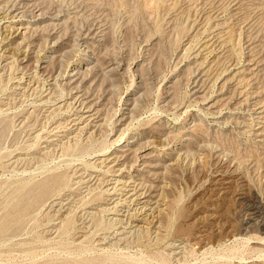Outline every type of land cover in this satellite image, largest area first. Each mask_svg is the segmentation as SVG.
I'll list each match as a JSON object with an SVG mask.
<instances>
[{"label": "rangeland", "instance_id": "374dc122", "mask_svg": "<svg viewBox=\"0 0 264 264\" xmlns=\"http://www.w3.org/2000/svg\"><path fill=\"white\" fill-rule=\"evenodd\" d=\"M0 218V264H264V0H0Z\"/></svg>", "mask_w": 264, "mask_h": 264}, {"label": "bare ground", "instance_id": "6f19581e", "mask_svg": "<svg viewBox=\"0 0 264 264\" xmlns=\"http://www.w3.org/2000/svg\"><path fill=\"white\" fill-rule=\"evenodd\" d=\"M14 16V15H13ZM21 28V27H20ZM26 30V29H25ZM23 37V36H22ZM21 42V41H20ZM23 50V49H22ZM55 50V49H54ZM25 51V50H24ZM24 54V53H23ZM24 56V55H23ZM19 57V56H18ZM17 57V58H18ZM47 58V57H46ZM49 60V59H48ZM82 66V65H81ZM76 68V67H75ZM76 73V72H75ZM77 73H78V71H77ZM22 76V75H21ZM29 79V78H28ZM78 83H79V81H78ZM78 95V94H77ZM76 99V98H75ZM60 106V105H59ZM90 115V114H89ZM88 116V115H87ZM79 117V116H78ZM84 117V116H83ZM81 118V117H80ZM90 118V117H89ZM86 120V119H85ZM83 121V120H82ZM22 122V121H21ZM87 122V121H86ZM85 124V123H84ZM88 124V123H87ZM47 146V145H46ZM210 147V146H209ZM137 148H139V147H137ZM138 151V150H137ZM171 153V152H170ZM172 156H173V154H172ZM31 157V156H30ZM178 156H176V158H177ZM136 158V157H135ZM174 158H175V156H174ZM16 159V158H15ZM36 159V158H35ZM104 158H102V160H103ZM106 161V160H105ZM36 162V161H35ZM100 162H102V161H100ZM114 163H115V160H114ZM132 163H135V162H132ZM170 163V162H169ZM168 163V164H169ZM174 163V162H173ZM176 163H178V162H175V165H176ZM170 164H172V163H170ZM118 165V164H117ZM130 165V164H129ZM133 164H131V166H132ZM178 165V164H177ZM232 165V164H231ZM119 166V165H118ZM117 166V167H118ZM123 166H126V165H123ZM130 167V166H129ZM171 168H172V166H170ZM175 167V166H174ZM177 167V166H176ZM122 168V167H121ZM125 168V167H124ZM169 168V167H168ZM173 169V168H172ZM117 170V169H116ZM79 173V172H78ZM60 176H61V174H59ZM97 175H95V177H96ZM91 177V176H90ZM98 177V176H97ZM122 177V176H121ZM121 177H120V179H121ZM112 178V177H111ZM110 178V179H111ZM45 179V178H44ZM114 180H112L110 183H112L113 185L111 186V188L112 189H115V188H117V185L119 184V185H121V186H119V189H122V190H126L125 192L127 193V194H129L128 196H134L135 198H140L141 196H142V194H143V192H138V190H136V186H134V187H129L130 185L128 184V182L127 181H122V180H120V179H118V178H113ZM129 179H130V177H129ZM64 180V179H63ZM62 180V181H63ZM100 180V179H99ZM131 180H132V178H131ZM57 181H59V179L57 178V177H50V178H48V179H46V180H44L43 182H40L41 184L39 185V186H37L39 189H38V191H36L37 193L35 194V197H37V196H39V195H41L42 193H44L45 191H47V188L48 187H50L52 184L54 185V183H56ZM85 181V180H84ZM89 181H91L90 179L89 180H86L85 182L86 183H88V188L90 189V186H92L93 184H91ZM132 182V181H131ZM134 182V181H133ZM37 183V182H36ZM92 183H93V181H92ZM135 183V182H134ZM60 184V182L58 183V185ZM131 184V183H130ZM22 185H24V183L22 184ZM35 185V184H34ZM52 185V186H53ZM56 185H57V183H56ZM86 185V184H85ZM108 185V184H107ZM129 185V186H128ZM133 185H136V183L135 184H133ZM52 186H51V189H52ZM55 186V185H54ZM53 186V187H54ZM84 186V185H83ZM20 187V186H19ZM28 187V186H27ZM31 187V186H30ZM110 187V186H109ZM33 188L34 187H32V189L31 190H33ZM19 189V188H18ZM29 189V188H28ZM24 190H26V189H24ZM37 190V189H36ZM54 190V189H53ZM121 190V191H122ZM18 191V190H17ZM22 191V190H21ZM28 191H30V190H28ZM50 191H52V190H50ZM31 192V191H30ZM34 192V191H33ZM18 193V192H17ZM17 193H16V195H17ZM32 193V192H31ZM35 193V192H34ZM19 194H21V192L19 193ZM23 194V193H22ZM47 194V193H46ZM30 196H32L31 194H29ZM28 195V196H29ZM14 196H15V194H14ZM24 196H26V195H24ZM30 196H29V199H30ZM44 196H45V194H44ZM43 196V197H44ZM16 198V197H15ZM21 198V197H20ZM19 197H18V199H20ZM23 198H27V196L26 197H23ZM33 198H34V196H33ZM28 199V198H27ZM26 199V200H27ZM42 199V198H41ZM13 202H14V200L13 199H11ZM31 200H33V199H31ZM130 200V199H129ZM22 199H21V202L19 201V203L18 204H23L22 203ZM25 201V200H24ZM81 201V200H80ZM114 201V200H113ZM12 202V203H13ZM28 202H30V201H28ZM27 202V203H28ZM37 202V201H36ZM116 202H117V200H116ZM25 203H26V201H25ZM25 203L23 204V205H25ZM26 203V204H27ZM118 203V202H117ZM8 204H10L9 202H8ZM15 203H13V205H14ZM29 204H33V203H29ZM57 205L58 204V206L60 207V209H62L63 207L64 208H67V207H65V205L67 204V202H65L64 204H63V202L62 201H60V202H54L52 205ZM12 205V206H13ZM146 205V204H145ZM144 205V206H145ZM249 205V204H248ZM255 205V204H254ZM22 206V205H21ZM20 206V207H21ZM29 205H27L25 208H27ZM68 206V205H67ZM109 206V205H108ZM15 207V206H14ZM18 207V206H17ZM63 208V209H64ZM68 209V208H67ZM255 209V208H254ZM65 210V209H64ZM64 212V211H63ZM66 212V211H65ZM139 213V212H138ZM9 214V213H8ZM5 216V215H4ZM3 216V217H4ZM64 217V216H63ZM2 218V217H1ZM0 218V219H1ZM3 219H5L6 220V218H3ZM9 219V218H8ZM12 219V218H11ZM2 220V219H1ZM6 222H7V220H6ZM4 223L5 222H3V223H1V225H4ZM6 224V223H5ZM1 225H0V227H1ZM7 225H9V220H8V224ZM158 226V225H157ZM5 227V226H4ZM5 229V228H4ZM115 232V231H114ZM125 232V231H124ZM118 234H124L123 232H120V230H119V232H117ZM114 235V234H113ZM121 237V236H120ZM181 248V247H180ZM183 248V247H182Z\"/></svg>", "mask_w": 264, "mask_h": 264}]
</instances>
